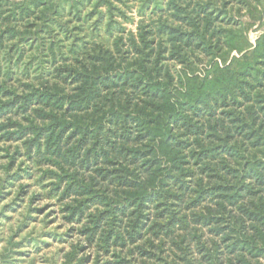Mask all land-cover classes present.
<instances>
[{
  "label": "trees",
  "instance_id": "trees-1",
  "mask_svg": "<svg viewBox=\"0 0 264 264\" xmlns=\"http://www.w3.org/2000/svg\"><path fill=\"white\" fill-rule=\"evenodd\" d=\"M0 145L60 264H264V0H0Z\"/></svg>",
  "mask_w": 264,
  "mask_h": 264
},
{
  "label": "rangeland",
  "instance_id": "rangeland-1",
  "mask_svg": "<svg viewBox=\"0 0 264 264\" xmlns=\"http://www.w3.org/2000/svg\"><path fill=\"white\" fill-rule=\"evenodd\" d=\"M258 34L259 31H256L255 29L249 31V38L252 42H254ZM4 154V152L0 151V212H3L5 209L4 215L8 217L7 219L3 217L1 220L4 225L2 228L5 236L9 235L10 228H16L19 221L29 215V224L20 235V237L25 238L20 251L28 254V258L34 260L33 264H51L53 259H57L55 264H60L62 254L69 249L71 243H76V235H66L65 232L67 227L63 226L60 219H58V216L55 215V210L50 204L51 202L45 199L32 200V193L34 191L35 184L32 183L31 180L23 179L20 183L13 182L6 184V186L3 187L2 178H4L5 175L3 167L7 163L6 158H4ZM20 167L21 162L18 160L13 167V171H16ZM21 183L29 184L31 186L27 188V191L23 195L17 196ZM31 208L38 209L30 212ZM46 231H49L50 233L58 231V233L61 234V238L59 240H54L52 236L45 237V233H47ZM28 237L46 239L47 244L43 245V247L39 249L36 246H32L30 242H26ZM91 251L92 250L86 248L83 253L88 255L91 254ZM47 260H49L50 263L43 262Z\"/></svg>",
  "mask_w": 264,
  "mask_h": 264
}]
</instances>
